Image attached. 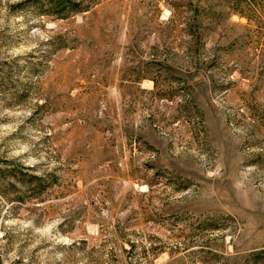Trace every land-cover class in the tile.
Wrapping results in <instances>:
<instances>
[{
  "label": "rangeland",
  "instance_id": "1",
  "mask_svg": "<svg viewBox=\"0 0 264 264\" xmlns=\"http://www.w3.org/2000/svg\"><path fill=\"white\" fill-rule=\"evenodd\" d=\"M0 264H264V0H0Z\"/></svg>",
  "mask_w": 264,
  "mask_h": 264
}]
</instances>
